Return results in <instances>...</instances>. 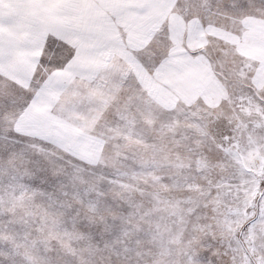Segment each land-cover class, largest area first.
<instances>
[{
    "label": "snow or ice",
    "instance_id": "6c2138e0",
    "mask_svg": "<svg viewBox=\"0 0 264 264\" xmlns=\"http://www.w3.org/2000/svg\"><path fill=\"white\" fill-rule=\"evenodd\" d=\"M158 2L46 22L34 0H0V264H264V61L238 52L264 35V0H165L179 34L156 29ZM134 31L149 43L130 47ZM205 62L217 108L148 102L143 74ZM137 133L151 163L125 150Z\"/></svg>",
    "mask_w": 264,
    "mask_h": 264
},
{
    "label": "rangeland",
    "instance_id": "374dc122",
    "mask_svg": "<svg viewBox=\"0 0 264 264\" xmlns=\"http://www.w3.org/2000/svg\"><path fill=\"white\" fill-rule=\"evenodd\" d=\"M118 0H73L68 3L67 0H34L37 12L46 22H59L64 17L72 16L79 20L91 22L103 19L112 14L117 6ZM152 17L157 21L156 29L167 24L177 34L185 29L184 21L180 16L173 12V5L166 3L165 0H159L153 5ZM127 43L130 47H138L149 43L148 39L143 38L140 32H129L127 35ZM42 48V45H41ZM239 55L252 61H264V35L258 31H253V42H244L238 49ZM41 51L37 50L31 53H22L21 55H31L38 57ZM124 55V53H120ZM130 55V54H129ZM119 62V56L113 59V63ZM183 61H178L182 63ZM127 67L133 71L137 70V66L127 63ZM216 73L212 66L206 62L198 67L187 68L182 75H170L158 78L155 83L147 82L146 74L142 75V79L146 82L149 91V100L155 107L165 110L196 108L202 110L201 106L207 109H215L220 102L226 98L223 85L217 79ZM156 121L142 118V124L149 134L155 135L157 147L163 143L159 134L152 132ZM175 128L181 129L188 125L184 122H173ZM125 150L135 152L137 165L144 162L151 163L154 156H159L151 144H148L145 138L140 134H133L125 138ZM103 145L93 148L86 155L96 158L99 156ZM16 213L19 214L23 210L17 207Z\"/></svg>",
    "mask_w": 264,
    "mask_h": 264
}]
</instances>
